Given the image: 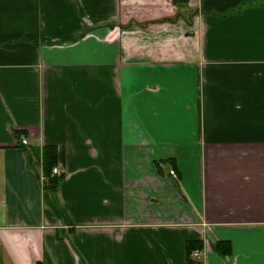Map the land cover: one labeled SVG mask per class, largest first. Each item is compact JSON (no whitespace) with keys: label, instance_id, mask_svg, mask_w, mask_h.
Segmentation results:
<instances>
[{"label":"crops","instance_id":"0c3cea01","mask_svg":"<svg viewBox=\"0 0 264 264\" xmlns=\"http://www.w3.org/2000/svg\"><path fill=\"white\" fill-rule=\"evenodd\" d=\"M0 264H264V0H0Z\"/></svg>","mask_w":264,"mask_h":264},{"label":"trees","instance_id":"16d2710c","mask_svg":"<svg viewBox=\"0 0 264 264\" xmlns=\"http://www.w3.org/2000/svg\"><path fill=\"white\" fill-rule=\"evenodd\" d=\"M42 160H43V170H44L45 176L49 179L51 184L56 186L58 179L51 177L52 169L57 163V154L54 148L44 147L43 152H42ZM193 246H194L193 243H189L187 245L188 254L193 248Z\"/></svg>","mask_w":264,"mask_h":264},{"label":"built area","instance_id":"2783aa9c","mask_svg":"<svg viewBox=\"0 0 264 264\" xmlns=\"http://www.w3.org/2000/svg\"><path fill=\"white\" fill-rule=\"evenodd\" d=\"M26 144H27V142L24 139L21 140V145H26ZM169 174L173 176L174 175V172L173 171H170ZM52 175L57 176V177L60 176V172L58 171V168L54 167L52 169ZM199 256H200V252L199 251H194L193 257L194 258H198Z\"/></svg>","mask_w":264,"mask_h":264}]
</instances>
